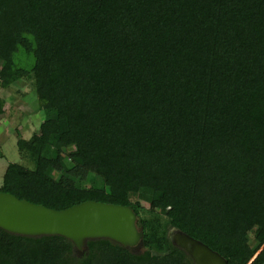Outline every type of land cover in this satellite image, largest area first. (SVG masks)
<instances>
[{
	"label": "trees",
	"instance_id": "trees-1",
	"mask_svg": "<svg viewBox=\"0 0 264 264\" xmlns=\"http://www.w3.org/2000/svg\"><path fill=\"white\" fill-rule=\"evenodd\" d=\"M0 64V88L48 87L54 113L17 141L34 168L10 162L0 191L128 205L143 247L77 255L0 228L3 264H195L177 231L264 264V0H0Z\"/></svg>",
	"mask_w": 264,
	"mask_h": 264
},
{
	"label": "water",
	"instance_id": "water-1",
	"mask_svg": "<svg viewBox=\"0 0 264 264\" xmlns=\"http://www.w3.org/2000/svg\"><path fill=\"white\" fill-rule=\"evenodd\" d=\"M0 228L19 235H59L77 249L87 239L97 238L132 247L140 242L142 235L136 215L128 205L85 200L56 210L1 191ZM172 238L195 264H227L219 253L184 233L177 231Z\"/></svg>",
	"mask_w": 264,
	"mask_h": 264
},
{
	"label": "rangeland",
	"instance_id": "rangeland-1",
	"mask_svg": "<svg viewBox=\"0 0 264 264\" xmlns=\"http://www.w3.org/2000/svg\"><path fill=\"white\" fill-rule=\"evenodd\" d=\"M49 95L48 87H36L32 81L24 78L13 82L7 88H0V97L4 100L3 109L0 111V186L10 162L24 164L29 169L34 168V160L18 148L17 141L19 138L28 139L38 134L43 118L54 116L53 111L43 112L38 102L39 98ZM130 189L136 191L134 186H130ZM143 204L146 206V203ZM1 240L0 237V242ZM84 247H87L86 244ZM127 248L132 253L143 250L141 242ZM75 251L77 255L81 253V249ZM3 263L0 253V264Z\"/></svg>",
	"mask_w": 264,
	"mask_h": 264
}]
</instances>
